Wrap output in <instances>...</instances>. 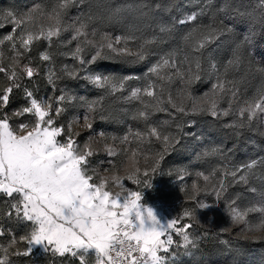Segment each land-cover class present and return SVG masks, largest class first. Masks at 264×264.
Returning <instances> with one entry per match:
<instances>
[{
    "label": "snow or ice",
    "instance_id": "1",
    "mask_svg": "<svg viewBox=\"0 0 264 264\" xmlns=\"http://www.w3.org/2000/svg\"><path fill=\"white\" fill-rule=\"evenodd\" d=\"M76 2L86 4L88 12L75 17V22L70 24L66 19L67 11ZM243 2L244 0H223L219 7H214L212 0H208L199 12L186 14L171 24L158 22L159 32L163 34H171L177 25L194 26L181 35L179 47L164 53L148 68L144 83L131 89L127 99L138 100L141 104L133 112V119H142L148 125L152 112L168 111L164 106L167 103L179 114L191 111L212 117L234 115L236 119L225 127L237 130L236 135H240L239 130L249 129L258 131L264 137V130H261L264 128V66L254 71L249 68L239 80L227 79L230 72L234 73L243 63V48L245 43H250L249 36L246 35L243 41L232 48L223 73L218 71L217 63L210 56L209 67L204 69L202 66L205 50L226 34L234 33L235 26L228 23L233 18L232 13L264 27V0H256L254 5H246L245 10L241 11ZM161 7V3L153 5L150 0H125L124 3H115V0H56L50 9L37 4L19 15L12 11L3 13L0 19L10 23L13 30L0 40V44L9 42L15 55L10 66L0 65V73H4L9 81L7 86L0 89V108L7 107L11 94L14 89L21 87L24 77L31 80L39 74V67L33 66L31 60L27 64H20V58L31 50L35 41L43 38L51 44L54 37L59 38L63 32L71 30L72 36L68 43L77 41L71 56L81 68L103 59H119L131 64L144 62L154 55L151 45L156 43L157 38L148 37L146 32L152 27L153 12ZM205 15L209 16L207 24L196 23ZM129 18L132 22H128ZM111 25H120L121 34L113 38L111 33L102 30ZM89 29L93 37L99 36V42L88 39ZM130 42H137L136 52L129 47ZM88 49L92 51L90 59L84 55ZM52 58L47 51L40 54L41 61L48 62ZM163 68L175 69L174 75H161ZM62 71L70 79L81 78L75 67L69 69L65 65ZM202 75L215 82L211 83L210 89L203 96L196 97L191 88L202 79ZM249 75H258L261 83L251 96L238 102V85L244 83ZM60 78L52 68L48 69L47 81L53 88ZM82 78L108 95L124 91L128 81L132 79L131 76L121 78L94 73H88ZM177 81L180 85L177 89L180 103L174 100L170 92L165 101V92ZM229 84L231 88L226 87ZM228 93L232 99H229L227 108H221V102ZM24 94L27 106L12 115H31L34 118L32 121L20 123L14 128L9 115L0 114V194L10 198L7 202L8 210L4 214L10 218L15 214L17 220L29 223L31 227L28 233L20 237L21 241L27 243L26 251H11L18 243L13 237L7 247L0 246V264H12V256L32 254L34 245H43L45 252L52 255L76 257L79 264H90V255L95 257L94 264H167V257L160 253H169L173 245L183 247L186 251L198 247L199 237L194 238L189 232L193 227L192 221L197 220L200 210L220 206L218 202L221 200H224L225 211L230 219L237 221L238 225H244L242 234L264 232V189L251 187L249 190L257 193L258 199L243 209L236 199H229L226 195L229 183L227 177L232 178L231 183L248 184L255 175V169L258 166L264 167V157L240 165L229 161L222 169L214 168L210 175L197 172L196 175L202 177L204 186L202 189L195 181L191 186V199L196 206L185 209L182 217L172 218L162 224L151 208L140 203L141 192L128 189L124 180H130L134 184L142 182L140 168L135 167V163L143 143L150 137H155L163 146V152L154 156L151 171L155 172V166L163 159L164 152L178 142L176 136L165 133L159 125L148 126L146 134H131L139 143L136 149H126L125 155L126 160L133 162L134 170L123 177H112V183L121 189L113 194L106 190L107 183L102 179L99 183H94V175L89 174L87 158L93 155L91 147L85 145L84 149H80L71 133L64 142L58 139L64 129L56 126L51 114L52 99L38 100L34 92L26 87ZM73 99L75 98L66 93L56 97V115L63 112L62 104L65 100ZM186 99L191 101L190 108L184 104ZM99 104L98 100L85 101L83 119L88 129L93 126L90 121L94 119ZM128 141L129 136L122 140L123 143ZM107 152L110 157L117 155L112 147H107ZM218 152V148H212L211 151H204L203 156L216 155ZM217 171H223L224 178L213 183L210 176L214 177ZM143 175L148 176V171L145 170ZM143 183L147 184V181ZM209 187L216 202L197 198L201 191L207 192ZM251 212L260 214L258 224L249 223L247 217ZM185 220L188 222L185 223ZM173 233L181 238L179 242L174 240ZM3 235L4 232L0 229V236Z\"/></svg>",
    "mask_w": 264,
    "mask_h": 264
},
{
    "label": "trees",
    "instance_id": "2",
    "mask_svg": "<svg viewBox=\"0 0 264 264\" xmlns=\"http://www.w3.org/2000/svg\"><path fill=\"white\" fill-rule=\"evenodd\" d=\"M56 0H0V15L7 11L19 15L28 12L37 4H41L46 9H50ZM125 0H115V3H124ZM133 2V0H128ZM155 3H161L162 7L153 12L152 27L147 30L148 37L155 36L156 43L151 45V51L154 55L149 56L144 62L131 64L121 62L119 59H103L98 60L94 64L85 65L81 68L77 60L71 56V52L75 49L77 41L71 40V34L63 32L59 38H53L51 44L49 41L41 38L35 41L31 46V50L20 58V64H27L32 61L33 66L39 67V74L31 80L24 77L21 80V87L14 89L10 96V102L5 108H0V114L7 113L10 117V123L16 128L20 123H29L34 118L31 115L15 117L13 112L27 106V100L24 94V88H28L34 92L35 98L40 100L52 99L53 111L52 116L55 118L57 125H61L64 133H67V121L75 115H85V101L98 100L100 104L98 110L94 113L92 128L107 139L118 140L125 136H129L128 147L136 149L138 141L133 137L134 133L146 134L148 126L159 125L165 133H171L177 137V143L171 149L164 152L163 159L155 166L156 171H151L156 153L163 152L162 144L150 137L148 141L143 143L142 152L147 157L145 170L148 176L140 174L138 184L139 190L142 192V203H152L156 201L177 202L178 207H195V201L191 199V186L193 182H197L203 189L204 181L202 177H197V172H203L210 175L214 168L222 169L223 165L231 162L234 165H240L250 160L264 157V137L260 136L258 131L243 129L239 130L240 135H236L235 129L225 127L236 119L234 115L212 117L208 114H196L188 111L187 114H179L170 105L165 103L168 111L152 112L148 125L142 119H133L132 114L137 108L141 107L140 101L131 100L127 97L132 88L139 87L144 83L145 74L149 67L155 64L160 57L171 51L173 48L180 46V37L186 33L193 24L177 25L171 34H163L159 32L158 22L171 24L175 20L184 17L186 14L199 12L205 7L208 0H150ZM223 0H212L214 7H219ZM256 0H244L241 5V11L245 10V6L254 5ZM88 6L86 4L74 3L67 11V21L75 22L74 18L80 16L81 13H87ZM233 18L228 21L229 24L235 26L234 33L226 34L217 42L211 44L205 50V58L203 60V68L209 67L208 57L217 63L218 71L223 73L226 61L231 57L232 48L236 43L244 40L247 35L250 43L244 44L243 63L234 73L230 72L227 79L239 80L251 68L253 71L264 66V27L260 23H252L246 18H241L232 13ZM128 22H132L129 18ZM209 22V16L200 17L196 23ZM97 27L99 25H96ZM12 25L0 19V40L12 33ZM91 31V29H89ZM114 35L121 34L120 25H111L102 29ZM19 30H17V35ZM137 42H130L129 47L137 51ZM49 52L52 60L45 62L40 60V54ZM91 49H88L84 55L90 59ZM15 53L11 49L9 42L5 41L0 44V65L8 67L12 63V57ZM178 63V61H177ZM69 69L75 67L81 78L70 79L64 73V66ZM52 68L61 76L55 83V88L47 81L48 69ZM19 71V68H17ZM88 73L113 75L116 77L131 76L127 87L122 92L108 95L82 77ZM175 69H161V75H174ZM156 79V77H153ZM206 75H202V79L192 85L191 92L194 96H203L210 89L211 83ZM9 81L4 73H0V89L7 86ZM261 80L258 75H249L244 83L238 85L237 100H244L251 96L256 88L260 85ZM167 87V85H165ZM179 82L171 84L169 91L165 92L164 99L170 94L180 103L177 94ZM231 88V85H227ZM66 93L75 99L63 102V112L57 116L55 108L58 106L55 102L56 97ZM84 100H81V98ZM147 99V98H145ZM229 99H232L230 93L225 96L221 102V107H227ZM190 100H185L184 104L190 108ZM103 116V118H101ZM167 122V123H165ZM255 129L256 126L253 125ZM212 148H218L219 152L212 156H203L204 151H211ZM111 159L116 160L117 156ZM183 175V179L179 177ZM224 178L223 171H217L214 177L210 176L213 183ZM232 178L227 177L228 190L227 197L236 199L241 209L251 206L258 199L257 193L250 191L251 187L257 190L264 189V167L258 166L255 169V175L251 177L248 184L231 183ZM147 181V184L143 183ZM200 200L216 202L215 196L209 187L207 192L201 191L197 197ZM10 198L0 194V229L4 235L0 236V246L7 247L9 242L15 237L17 240L16 247L11 251L24 252L27 249L26 241H21L20 237L30 231L31 225L19 221L15 218V214L10 218L4 213L8 210L7 202ZM220 208H224V200L218 202ZM195 237H199L198 247L193 250L189 256H182L177 264H264V238L252 240L250 238H242L240 234H231V231L221 232L217 226L214 228H204ZM227 242V243H225ZM12 264H79L76 257L66 255L60 257L46 253L39 247H33L32 254L19 255L11 257Z\"/></svg>",
    "mask_w": 264,
    "mask_h": 264
},
{
    "label": "rangeland",
    "instance_id": "3",
    "mask_svg": "<svg viewBox=\"0 0 264 264\" xmlns=\"http://www.w3.org/2000/svg\"><path fill=\"white\" fill-rule=\"evenodd\" d=\"M68 23H72L71 21H68ZM13 28V27H12ZM68 34H71L72 31H66ZM114 38V34H112ZM89 40H95L99 42V36L93 37L91 35V31L89 30ZM131 48V47H130ZM131 50L134 52V49L131 48ZM168 70H171V68H166ZM130 94V92H129ZM202 96V95H201ZM197 96V97H201ZM40 100H43L42 98ZM238 102H242L240 100H237ZM191 104V103H190ZM221 107V106H220ZM228 107V105H227ZM227 107H221V108H227ZM84 115H75L71 117L67 121V133H63L58 139L61 142H64L69 133H71L72 138L75 140L76 144L79 146L80 149H84L85 145H89L91 149L93 150V155L87 158V168L90 175H94V183H99L102 177H113L114 175H119L121 177L125 176L126 174L122 170V165L124 161L126 160L125 150L131 149L128 147V142L123 143V138H120L118 140L115 139H107L103 137L101 134L96 132L93 128L88 129L85 127V121L83 119ZM54 118V117H53ZM55 119V118H54ZM56 124V122H55ZM255 122H254V124ZM58 127H62L61 125H57ZM261 130H264L262 128ZM107 147H112L117 152V159L113 160L112 157L115 156H109L107 152ZM130 155V152L128 153ZM146 155L141 151L139 154L138 159L141 161V164L139 166L140 173L143 175V172L145 171V165L144 161H146ZM115 165V167H113ZM182 176L179 178L181 179ZM124 184L128 189L139 191L138 184H134L132 181L125 179ZM111 191L113 194L120 191L121 189L114 183H112V179L109 180L107 184V189ZM142 196V192H141ZM140 203L143 206H146L148 208H151L154 211V214L157 216L158 220L164 224L168 220L172 218H180L182 217V214L185 209H192V207H178L177 202H162V201H156L152 203H142V199ZM194 208V207H193ZM250 224L255 225L259 223L260 220V214L256 212L249 213L247 217ZM185 223L188 221L185 220ZM193 227L189 230L192 237L195 238V236L201 232L204 228H214L217 226V228L221 231H231V234H240L242 238H250L252 240H258L261 238H264V232L256 231V232H249L247 234H242L241 229L244 227V225H234L231 222L229 214L225 211L224 208H220L219 206H213L206 210H200L197 214V220L192 221ZM174 240L177 242L180 241V237L176 236L175 233H173ZM33 247H39L42 250H44L43 245H34ZM194 249L185 250L183 247H176V245H173V247L170 249V252L165 254L161 252V255H165L167 257V264H177V262L180 260L182 256H189L192 254ZM78 259V258H77ZM95 257L94 255L89 256L90 264H94ZM72 264V263H69Z\"/></svg>",
    "mask_w": 264,
    "mask_h": 264
},
{
    "label": "clouds",
    "instance_id": "4",
    "mask_svg": "<svg viewBox=\"0 0 264 264\" xmlns=\"http://www.w3.org/2000/svg\"><path fill=\"white\" fill-rule=\"evenodd\" d=\"M147 161H144V163H146ZM141 164V161L138 159L135 163V167H139ZM122 170L125 174H127L128 172L130 171H133L134 170V165H133V162L131 160H126L123 165H122ZM112 179V177H102V180L108 184L109 180ZM119 192V191H118ZM231 222L234 224V225H238V222L237 221H232Z\"/></svg>",
    "mask_w": 264,
    "mask_h": 264
}]
</instances>
